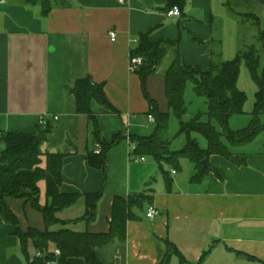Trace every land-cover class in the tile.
I'll return each mask as SVG.
<instances>
[{"label":"crops","instance_id":"1","mask_svg":"<svg viewBox=\"0 0 264 264\" xmlns=\"http://www.w3.org/2000/svg\"><path fill=\"white\" fill-rule=\"evenodd\" d=\"M243 2L247 8L259 3L186 0L178 17L168 16V0H58L48 16L41 7L19 0L0 6V130L35 134L46 120L51 133L44 151L68 153L61 192L103 193L94 222H76L86 213L84 198L57 218L78 232L104 234L117 196L142 195L146 200L127 225L126 242L107 250V264H264V132L247 145L230 148L239 164L210 156V169L197 180L200 170L187 159H181L178 171L163 164L170 185L154 157L135 152L138 140L156 130V123L148 121L146 93L160 113L170 111L165 74L175 59L169 49L143 83L140 70H129L141 37L149 34L155 43H177L189 67L208 72L215 41L222 42L226 60V27L237 18L231 9L249 14L235 10ZM111 31L117 33L116 42L110 40ZM87 78L103 86L113 107L99 113V105L92 106L106 144L120 137L106 151L105 171L87 161L103 148L94 138L90 118L79 115L72 93ZM40 187L45 205V183ZM5 200L23 232L45 231L43 216L30 203ZM150 208L156 211L153 218L147 217ZM56 251L51 245L48 252L55 259L49 264H61ZM28 253L31 261L38 258L32 243ZM0 264H28L16 227L1 215ZM68 264L86 261L71 258Z\"/></svg>","mask_w":264,"mask_h":264},{"label":"trees","instance_id":"2","mask_svg":"<svg viewBox=\"0 0 264 264\" xmlns=\"http://www.w3.org/2000/svg\"><path fill=\"white\" fill-rule=\"evenodd\" d=\"M19 1L28 7H41L44 16H48L58 2V0ZM185 3L186 0H168V8L171 10L178 7L181 11ZM231 12L240 20L255 16L253 13L246 16L235 14L232 9ZM255 20L259 18L256 17ZM259 41H264L263 36ZM169 49L175 52V59L165 74L166 96L170 111L167 114L160 113L155 101L146 93L151 105L150 115L156 118V130L152 136L138 140L135 152L154 157L161 165L163 173L165 172L163 164L178 171L181 168V159H187L200 170V175L196 176L195 180L204 177L208 172L210 169L208 160L212 155L241 163L233 157L230 148L247 145L264 132V124L259 119L264 113V55L258 54L255 45L251 44L239 49L235 59L227 61L223 59L222 42L215 41L210 70L202 72L185 63L177 43H155L150 35L146 34L141 37L138 47L131 54L145 59V65L139 69L143 83L150 73L156 71ZM243 61L246 62L258 91L252 124L244 130L234 132L230 129V120L233 116L244 113L247 101L246 94L238 88ZM189 83L193 84L196 95L206 100L209 118L207 122L202 120L201 115L188 121L184 120L188 113L185 95ZM72 93L77 100L79 115L90 118L94 138L103 148L100 154H89L87 161L92 167L105 171L106 151L116 144L120 137L116 136L111 145L106 144L99 116L93 112L92 106L93 103H97L99 113L112 112L113 107L105 95L103 86L96 84L90 78L79 80ZM173 117L179 121L178 134L186 136V143L177 151L170 149L172 143L167 137ZM50 133L49 124L41 126L35 134L5 133L0 130V215L5 222L16 227V235L21 241L22 251L28 264H49L53 261L54 256L48 252L51 245L61 252L59 257L61 264H68L71 258H82L86 264H107V250L126 242L127 225L137 218L136 211L143 209L146 200L142 195L126 199L117 196L113 202L107 233L78 232L70 228V223L59 220L57 213L73 207L84 198L86 213L76 222L92 223L96 220L98 204L103 193L79 196L61 192L63 166L68 153L44 151L43 147ZM195 135H200L206 140L205 149L201 147ZM203 161L208 165L205 170L202 169ZM165 178L170 185L166 172ZM41 183L46 185L45 205L41 200ZM6 198L30 203L43 216L45 231L29 229L23 232L17 217L7 205ZM30 243L41 253V257L33 261L28 253Z\"/></svg>","mask_w":264,"mask_h":264},{"label":"rangeland","instance_id":"3","mask_svg":"<svg viewBox=\"0 0 264 264\" xmlns=\"http://www.w3.org/2000/svg\"><path fill=\"white\" fill-rule=\"evenodd\" d=\"M244 4L245 2H243V4L239 3L235 10L238 13H253L255 14V16L254 18H250V16H248L243 20H238V18L234 16L232 17V28L230 27V25H228L226 27L227 36L225 34L226 43L224 49V57L228 61L235 59L239 49L245 48L247 45L251 44L255 45V51H258V54H260L261 56L264 55V41H259L260 38L262 39V36L264 39V4L259 2L256 8H247ZM256 17H258L260 21L255 20ZM242 23L245 24L243 25ZM238 88L246 94L247 101L244 107V113L241 115L233 116L230 120V129L234 132L241 131L250 127L254 119L253 113L255 111L256 94L258 88L247 68V64L245 61H243L241 64ZM185 99L188 108V113L184 118L185 121L193 119L198 115H201L204 122H207L209 120L207 116L206 100L196 95L192 83L188 84ZM259 119L261 120L262 124H264V113L259 116ZM178 133L179 121L173 117L171 120V128L167 135L168 139L172 143L170 149L173 151L180 150L186 143V136L179 135ZM261 136L264 137V134ZM195 137L199 140L201 147L205 149L207 147L206 140L200 135H195ZM42 185L44 186V184Z\"/></svg>","mask_w":264,"mask_h":264},{"label":"built area","instance_id":"4","mask_svg":"<svg viewBox=\"0 0 264 264\" xmlns=\"http://www.w3.org/2000/svg\"><path fill=\"white\" fill-rule=\"evenodd\" d=\"M119 2H123V0H117ZM6 3V0H0V6L1 5H4ZM168 16H181V11L178 7H174L172 10H170L168 12ZM109 37H110V40L112 42H116L117 40V33L115 31H111L109 32ZM145 65V59L141 56H133L131 55V58H130V63H129V70L132 72V73H135L137 72L140 68H142L143 66ZM148 121L151 122V123H156V118L153 116V115H149L148 116ZM48 125V122L46 120H41L40 121V126H46ZM137 147L135 146V149ZM101 151H97L96 154H100ZM142 161L145 160V158H141ZM173 173L175 174L176 172L173 171ZM156 214V211L153 209V208H150L148 213H147V217L148 218H153V216ZM56 254L58 256L61 255V252L59 250L56 251ZM38 257H41V253L38 254Z\"/></svg>","mask_w":264,"mask_h":264},{"label":"water","instance_id":"5","mask_svg":"<svg viewBox=\"0 0 264 264\" xmlns=\"http://www.w3.org/2000/svg\"><path fill=\"white\" fill-rule=\"evenodd\" d=\"M259 2H261L262 4H264V0H258ZM208 168L207 162L203 161L202 162V169L205 170Z\"/></svg>","mask_w":264,"mask_h":264}]
</instances>
